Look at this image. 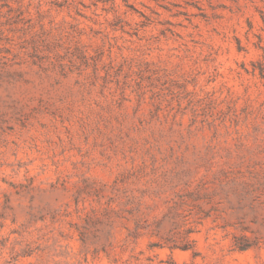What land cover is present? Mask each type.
Segmentation results:
<instances>
[{"label":"rangeland","instance_id":"rangeland-1","mask_svg":"<svg viewBox=\"0 0 264 264\" xmlns=\"http://www.w3.org/2000/svg\"><path fill=\"white\" fill-rule=\"evenodd\" d=\"M0 264H264V0H0Z\"/></svg>","mask_w":264,"mask_h":264}]
</instances>
